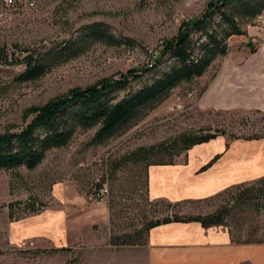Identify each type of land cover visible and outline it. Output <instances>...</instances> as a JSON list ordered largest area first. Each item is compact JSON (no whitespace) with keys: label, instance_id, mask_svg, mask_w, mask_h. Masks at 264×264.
Masks as SVG:
<instances>
[{"label":"rangeland","instance_id":"374dc122","mask_svg":"<svg viewBox=\"0 0 264 264\" xmlns=\"http://www.w3.org/2000/svg\"><path fill=\"white\" fill-rule=\"evenodd\" d=\"M211 1L15 0L7 5L0 0V50L5 49L10 58L23 56L27 50L43 52L69 43L75 45L73 51H80L75 56H62L40 78L26 82L19 80L25 66L0 63V134L20 130L33 117V109L73 89L121 78L135 68L157 66L151 73L131 80L125 91L118 92V99L150 84L173 65L168 56L156 64L164 42L174 38L183 23L201 17ZM237 23L242 31L248 25H264V12L253 20L238 17ZM212 26L211 32L225 41L226 56L253 54V44L235 43L232 36L225 38L227 28L221 24L220 15ZM96 29L113 40L94 37ZM199 40L200 34H194L195 53H199ZM204 88L198 80L183 83L112 139L97 143V127L77 128L68 145L50 150L34 170L21 167L0 172V264H142L143 247L148 241L146 227L151 221L175 212L181 216L208 215L240 201L223 193L214 199L178 202L174 206L170 201L152 200L148 192V166L176 162L180 157L183 160L184 151L176 154L182 147L174 146L185 134L222 132L218 137L227 136L237 151L246 150L249 164L257 158L264 164V109L200 111L196 103ZM154 147L159 150L149 152L147 157L134 155L140 149L149 151ZM261 177L240 185H250ZM106 182L109 198L98 204L94 195ZM65 183L74 184L87 195L88 203L104 208L108 215L105 227L95 228V244L81 243L59 251L53 246L41 247L32 239L18 238L21 223L47 213L53 187ZM259 201L263 202L235 206L226 225H220L229 230L234 243L264 245V199ZM23 242L36 246L22 248Z\"/></svg>","mask_w":264,"mask_h":264},{"label":"crops","instance_id":"0c3cea01","mask_svg":"<svg viewBox=\"0 0 264 264\" xmlns=\"http://www.w3.org/2000/svg\"><path fill=\"white\" fill-rule=\"evenodd\" d=\"M243 30L246 34L232 36L233 40L256 45L257 51L231 53L221 56V60L219 56L202 77L195 79L205 85L196 103L200 111L264 109V25H248ZM226 137L192 147L183 160L180 157L176 162L149 165L150 198L172 203L204 200L263 176L264 164L259 163L262 159L249 164L246 150L237 151ZM218 156L207 170H202ZM88 201L87 195L74 184L55 185L47 213L24 220L18 238L32 239L39 246L55 249L95 244V228L105 227L108 215L104 208L94 207ZM143 248L142 264H264V245L237 244L227 228L206 229L195 222H172L152 228Z\"/></svg>","mask_w":264,"mask_h":264},{"label":"trees","instance_id":"16d2710c","mask_svg":"<svg viewBox=\"0 0 264 264\" xmlns=\"http://www.w3.org/2000/svg\"><path fill=\"white\" fill-rule=\"evenodd\" d=\"M263 12L264 0H212L201 17L183 23L179 33L164 42L163 48L158 53L156 64L161 61V58L168 56L173 61V65L168 71L155 76L150 84H145L135 93L118 99V92L125 91L131 80L151 73L157 66L135 68L121 78L104 79L85 89H73L45 106L33 109V117L20 130L1 133L0 172L21 167L34 170L44 161L50 150L68 145L77 128L97 127L95 135L97 143H103L129 129L146 109H154L170 95L172 90L183 83H189L202 77L217 57L227 54L225 41L220 39L216 32H211L212 23L217 15H220L221 24L227 28L225 38H230L234 35L245 34L237 23L238 17L253 20ZM92 34L101 40H113L109 38L108 33L100 29H96ZM194 34H200L199 53H195L194 50ZM203 37L206 38V42H201ZM74 46L69 43L65 46H54L43 52L27 50L25 55L12 58L5 49H1L0 63L25 66V71L19 80L32 81L44 75L56 61L62 59V56L70 57L79 54L80 51H73ZM250 48L252 53L257 51L253 45ZM138 73L141 75H137ZM220 134L224 133L185 134L174 146L175 148L182 147L176 154L179 156L180 152H186L196 145L216 139ZM158 150L159 147L151 148L149 151L140 149L139 153L136 152L134 155L147 157L149 152ZM217 158L202 170H207ZM233 187L207 199H214L224 195L223 193H229L233 199L240 200L234 201L235 205L221 206L208 215L181 216L175 212L172 216L151 221L146 230L149 231L153 227L172 222H200L205 228L226 225V219L232 214L235 206L263 202L259 200L264 199V177L250 185L238 184L235 188ZM256 199L258 201H254ZM173 204L177 206V203ZM58 250L67 251L68 249Z\"/></svg>","mask_w":264,"mask_h":264},{"label":"built area","instance_id":"2783aa9c","mask_svg":"<svg viewBox=\"0 0 264 264\" xmlns=\"http://www.w3.org/2000/svg\"><path fill=\"white\" fill-rule=\"evenodd\" d=\"M7 5H12L15 3V0H5ZM96 199V203L103 204L105 202V198H109V188H108V182L103 183L96 191V194L94 195ZM35 244L33 242H23L20 247L22 248H35Z\"/></svg>","mask_w":264,"mask_h":264}]
</instances>
